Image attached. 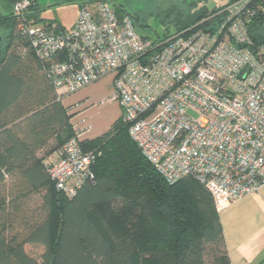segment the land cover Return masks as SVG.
<instances>
[{"label": "built area", "instance_id": "2783aa9c", "mask_svg": "<svg viewBox=\"0 0 264 264\" xmlns=\"http://www.w3.org/2000/svg\"><path fill=\"white\" fill-rule=\"evenodd\" d=\"M35 0H18L28 37L58 99L114 74L122 120L144 157L168 183L196 178L217 211L264 185V43L251 26L264 0H224L196 25L151 39L112 0L81 4L57 33L31 21ZM203 25V26H201ZM91 127L76 129L46 160L57 191L73 197L94 181Z\"/></svg>", "mask_w": 264, "mask_h": 264}, {"label": "trees", "instance_id": "16d2710c", "mask_svg": "<svg viewBox=\"0 0 264 264\" xmlns=\"http://www.w3.org/2000/svg\"><path fill=\"white\" fill-rule=\"evenodd\" d=\"M17 1L0 0V34L9 30L0 63V264H207L208 255L215 264H230L210 192L192 176L165 181L123 120L105 140L82 139L83 149L96 154L95 180L73 197L56 190L46 161L32 155L63 128L75 134L72 107L55 96L28 37L17 30ZM121 10L132 16L120 4ZM40 12L35 0L28 20L47 23ZM212 12L204 7L191 14L178 31ZM263 20L251 26L258 43L264 36L254 30ZM27 244L42 245L41 257Z\"/></svg>", "mask_w": 264, "mask_h": 264}, {"label": "rangeland", "instance_id": "374dc122", "mask_svg": "<svg viewBox=\"0 0 264 264\" xmlns=\"http://www.w3.org/2000/svg\"><path fill=\"white\" fill-rule=\"evenodd\" d=\"M42 8L41 18L45 20L44 25L49 21L56 24L48 25L53 30L59 31L57 24L70 28L80 14L82 0H37ZM115 4L123 3L131 13L138 9L142 14L139 23L136 22L140 34L151 39L165 36L177 31L182 22H188L191 14H199L200 10H212L216 4H223L224 0H113ZM135 8V9H134ZM179 12V14H176ZM133 16V14H132ZM182 16L181 18H178ZM136 18V17H135ZM189 18V19H188ZM136 21V20H135ZM145 25V26H144ZM3 45L7 42L9 30H2ZM254 34L264 36V20L254 30ZM115 75H106L84 89L69 95L63 99L65 106H71L72 128L85 129L91 127L90 132L84 135L89 139L105 140L114 133L115 126L122 122L123 110L120 102L113 99L115 92ZM59 135L62 142L71 135L70 130L63 128ZM61 142V143H62ZM43 189L36 193V202H39ZM27 251L36 258H40L44 247L42 245L27 244ZM207 264H215V259L208 255Z\"/></svg>", "mask_w": 264, "mask_h": 264}, {"label": "crops", "instance_id": "0c3cea01", "mask_svg": "<svg viewBox=\"0 0 264 264\" xmlns=\"http://www.w3.org/2000/svg\"><path fill=\"white\" fill-rule=\"evenodd\" d=\"M60 148L61 138L57 133L34 152L32 159L55 158ZM218 213L230 264H264V185Z\"/></svg>", "mask_w": 264, "mask_h": 264}, {"label": "flooded vegetation", "instance_id": "af4514ba", "mask_svg": "<svg viewBox=\"0 0 264 264\" xmlns=\"http://www.w3.org/2000/svg\"><path fill=\"white\" fill-rule=\"evenodd\" d=\"M113 1V0H112ZM121 5H124L123 3H120ZM124 7L126 8V10H129L125 5ZM135 9V8H134ZM130 11V10H129ZM131 12V11H130ZM136 18H139V19H142V13L136 9V12L135 13H132ZM176 14H179V12H176Z\"/></svg>", "mask_w": 264, "mask_h": 264}, {"label": "water", "instance_id": "95a60500", "mask_svg": "<svg viewBox=\"0 0 264 264\" xmlns=\"http://www.w3.org/2000/svg\"><path fill=\"white\" fill-rule=\"evenodd\" d=\"M2 43H3V36L0 34V63L2 61Z\"/></svg>", "mask_w": 264, "mask_h": 264}]
</instances>
